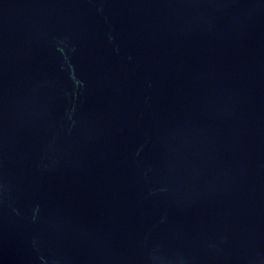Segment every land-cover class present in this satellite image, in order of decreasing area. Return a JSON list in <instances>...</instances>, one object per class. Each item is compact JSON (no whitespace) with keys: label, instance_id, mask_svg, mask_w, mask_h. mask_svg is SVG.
Segmentation results:
<instances>
[{"label":"water","instance_id":"water-1","mask_svg":"<svg viewBox=\"0 0 264 264\" xmlns=\"http://www.w3.org/2000/svg\"><path fill=\"white\" fill-rule=\"evenodd\" d=\"M0 264H264V0H0Z\"/></svg>","mask_w":264,"mask_h":264}]
</instances>
